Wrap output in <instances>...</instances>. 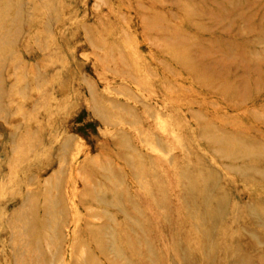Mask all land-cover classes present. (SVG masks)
<instances>
[{"label":"rangeland","instance_id":"1","mask_svg":"<svg viewBox=\"0 0 264 264\" xmlns=\"http://www.w3.org/2000/svg\"><path fill=\"white\" fill-rule=\"evenodd\" d=\"M263 151L264 0H0V264H264Z\"/></svg>","mask_w":264,"mask_h":264},{"label":"bare ground","instance_id":"2","mask_svg":"<svg viewBox=\"0 0 264 264\" xmlns=\"http://www.w3.org/2000/svg\"><path fill=\"white\" fill-rule=\"evenodd\" d=\"M261 55V54H260ZM221 139V138H220ZM264 152V151H263ZM234 154H236V153H234ZM233 154V155H234ZM230 156V155H229ZM262 156V155H261ZM243 158V157H242ZM258 158V157H257ZM249 159V158H248ZM246 160V159H245ZM255 167V166H254ZM239 168H241V167H239ZM260 171H261V169H260ZM263 171V170H262ZM207 180V179H206ZM205 181V180H204ZM193 188V187H192ZM195 192V191H194ZM213 193V192H212ZM209 196V195H208ZM205 198V197H204ZM210 199V198H209ZM263 199V198H262ZM261 200V199H260ZM196 201V200H195ZM264 202V201H263ZM198 203V202H197ZM208 203H210V202H208ZM206 204V203H205ZM226 210V209H225ZM220 211V210H219ZM255 211H256V209H255ZM258 211V210H257ZM238 212V211H237ZM253 213V212H252ZM258 213H260V212H258ZM220 214V213H219ZM261 215V214H260ZM258 217V216H257ZM262 217H263V215H262ZM259 219V218H258ZM257 220V219H256ZM256 220H255V222H256ZM257 224H261V223H257ZM263 225V224H262ZM214 231V230H213ZM101 240H103V239H101ZM105 241V240H104ZM97 242H98V245H99V247H100V249H101V251H103V252H105L106 253V251H105V246L103 245V243L100 241V240H97ZM258 242V241H257ZM107 244V243H106ZM113 263V262H112Z\"/></svg>","mask_w":264,"mask_h":264}]
</instances>
